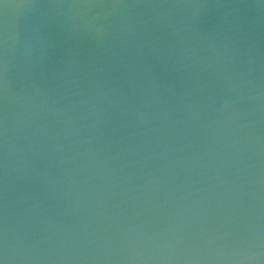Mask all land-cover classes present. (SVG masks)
<instances>
[{
	"label": "water",
	"instance_id": "1",
	"mask_svg": "<svg viewBox=\"0 0 264 264\" xmlns=\"http://www.w3.org/2000/svg\"><path fill=\"white\" fill-rule=\"evenodd\" d=\"M3 264H264V0H0Z\"/></svg>",
	"mask_w": 264,
	"mask_h": 264
},
{
	"label": "snow or ice",
	"instance_id": "2",
	"mask_svg": "<svg viewBox=\"0 0 264 264\" xmlns=\"http://www.w3.org/2000/svg\"><path fill=\"white\" fill-rule=\"evenodd\" d=\"M0 264H3V261L2 260H0Z\"/></svg>",
	"mask_w": 264,
	"mask_h": 264
}]
</instances>
